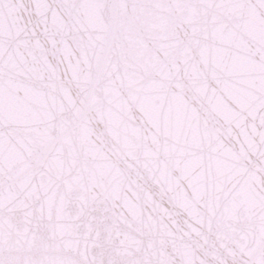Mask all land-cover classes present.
Wrapping results in <instances>:
<instances>
[{
  "label": "snow or ice",
  "instance_id": "snow-or-ice-1",
  "mask_svg": "<svg viewBox=\"0 0 264 264\" xmlns=\"http://www.w3.org/2000/svg\"><path fill=\"white\" fill-rule=\"evenodd\" d=\"M0 264H264V0H0Z\"/></svg>",
  "mask_w": 264,
  "mask_h": 264
}]
</instances>
